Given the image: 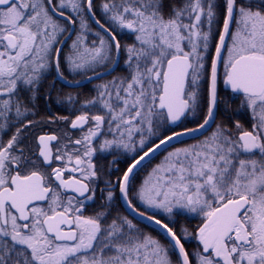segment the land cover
<instances>
[{
	"label": "snow or ice",
	"instance_id": "1",
	"mask_svg": "<svg viewBox=\"0 0 264 264\" xmlns=\"http://www.w3.org/2000/svg\"><path fill=\"white\" fill-rule=\"evenodd\" d=\"M0 264H264V0H0Z\"/></svg>",
	"mask_w": 264,
	"mask_h": 264
}]
</instances>
